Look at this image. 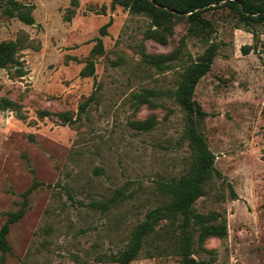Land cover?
I'll list each match as a JSON object with an SVG mask.
<instances>
[{
    "label": "rangeland",
    "instance_id": "rangeland-1",
    "mask_svg": "<svg viewBox=\"0 0 264 264\" xmlns=\"http://www.w3.org/2000/svg\"><path fill=\"white\" fill-rule=\"evenodd\" d=\"M17 1L33 5L34 22L8 17L0 6V41L17 44L25 71L0 67V97L17 105L0 108V226L23 193L28 203L10 226L11 250L0 252V264H117L133 227L165 201L161 184L190 167L185 112L173 91L211 42L217 54L193 99L206 113L199 130L217 172L193 208L224 219L227 234L195 242L192 255L264 264V23L247 30L218 3L202 12L214 29L207 37L188 35L182 17L159 42L145 33L148 17L110 0ZM98 37L103 50L91 53ZM172 51L163 68L149 60ZM88 59L94 73L82 76ZM146 91L139 101L135 95ZM64 112L74 121L62 122ZM145 120L149 129L133 126ZM130 264L181 263L155 234Z\"/></svg>",
    "mask_w": 264,
    "mask_h": 264
},
{
    "label": "trees",
    "instance_id": "trees-1",
    "mask_svg": "<svg viewBox=\"0 0 264 264\" xmlns=\"http://www.w3.org/2000/svg\"><path fill=\"white\" fill-rule=\"evenodd\" d=\"M75 4L76 0H72ZM221 3L238 16L239 22L250 30L254 24L264 23V0H110L111 6L120 5L131 13L142 14L149 18L150 25L145 33L149 38L165 42L166 35L171 31L175 22L185 17L188 22L187 34L190 36L207 37L214 29L211 20L205 18L202 12L215 4ZM0 6L8 17H16L26 24H32V4H22L17 0H0ZM102 6L101 12H104ZM70 19V15H66ZM110 20L103 24L100 33H106ZM255 35V31L253 30ZM218 45L211 42L196 61L189 63L180 73L179 82L173 91L177 104L185 112V135L192 154V162L186 173L171 177L161 184L166 199L163 203L146 211L144 218L132 229L124 248L114 256L117 264H130L139 255L143 244L153 235L167 241L179 256L181 264H212L205 259H197L193 254L196 242L199 246L208 237H224L227 234L224 219L217 220L216 213H199L193 208L195 200L204 193L205 184L212 179L217 169L214 165L215 156L210 151L207 141L199 130V123L205 116L201 105L193 99L194 89L199 79L210 70L217 54ZM251 47L244 44L241 47L243 54ZM103 44L98 37L91 48V53H100ZM18 47L14 41H0V67H12L15 75L25 73L21 61L17 57ZM174 52L152 55L150 62L163 68L164 62L174 57ZM94 62L88 59L80 71L82 76L93 75ZM136 94V98L143 102L147 100L151 91ZM92 96H89L79 105L84 110ZM16 104L7 97H0V108H16ZM49 111H39L40 116L49 115ZM62 122H73L70 113H59ZM152 125L150 120L134 122L136 129L146 130ZM36 183L33 184L35 186ZM231 196L235 197L233 189ZM20 206L7 212L4 223L0 226V252L4 255L10 252L11 246L7 240L10 226L23 217L28 203L27 193H23ZM157 244V243H156ZM159 247V245H156Z\"/></svg>",
    "mask_w": 264,
    "mask_h": 264
}]
</instances>
